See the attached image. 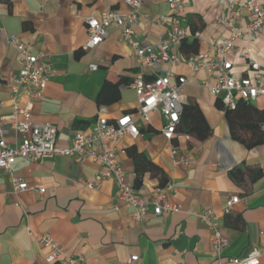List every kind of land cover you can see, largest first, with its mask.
Here are the masks:
<instances>
[{
	"label": "crops",
	"instance_id": "0c3cea01",
	"mask_svg": "<svg viewBox=\"0 0 264 264\" xmlns=\"http://www.w3.org/2000/svg\"><path fill=\"white\" fill-rule=\"evenodd\" d=\"M108 9L124 13L127 6L124 0H0L1 114L11 112L10 85L20 69L19 53L9 43V36L15 35L42 52L53 71L41 99L33 104L31 122L55 126L57 146L68 147L73 135L88 133L98 116L111 120L129 114L137 122L138 135H125L115 144L105 141L104 148L116 149L126 180L145 200L153 196L160 180L146 172L135 187L129 150L156 165L171 187L166 200L179 205L181 211L155 216L149 208L144 222L137 223L132 219L134 210L115 199L112 180H105L98 190L84 185L100 169L91 159L56 156L42 164L17 160L12 173L28 187L44 192L14 194L10 176L0 169V264H48L49 250L29 237L27 229L48 234L66 255H83L85 264H127L132 256L138 257L134 264H215L210 231L197 215L210 208L221 209L233 195L240 202L220 219L221 234L229 240L223 257L244 256L253 247L264 249V143L247 149L232 138L224 112L217 107L218 98L203 86V81H215L206 69L192 73L186 65L167 63L140 67L131 49L120 41L116 25L107 29L101 44L85 50V19ZM140 13L141 19L132 27L140 43L156 45L169 38L170 26L153 22L173 14L166 0H146ZM175 13L188 30V42L191 31L195 32L198 49L194 55L207 53L215 42L228 37L216 23L218 16L227 14L218 0H183ZM242 15L250 17L245 12ZM244 46L240 37L228 54L236 79L256 75L248 68ZM251 58L264 67V27L251 45ZM91 65L96 69L91 70ZM168 72L172 81L186 77V103L197 104L211 129L206 140L186 139L178 133L168 142L160 133L163 120L157 112L149 113L150 123L138 119L136 96L129 87L132 79L137 75L152 79ZM105 81L117 85L119 97L108 89L105 102L98 104ZM250 103L264 110V95ZM7 140L12 141V136ZM170 146L189 157V164H174ZM236 171H240L237 178L232 174ZM258 264H264V254Z\"/></svg>",
	"mask_w": 264,
	"mask_h": 264
},
{
	"label": "built area",
	"instance_id": "2783aa9c",
	"mask_svg": "<svg viewBox=\"0 0 264 264\" xmlns=\"http://www.w3.org/2000/svg\"><path fill=\"white\" fill-rule=\"evenodd\" d=\"M145 1L124 0L127 6L124 13L108 9L97 16L87 17L85 27L88 39L83 48L92 49L101 44L107 38V29L116 25L120 29V41L131 49L140 67L167 63L186 65L192 73L206 69L214 76L215 81L213 84L203 81V86L218 98L223 107L233 108L239 98L253 101L264 95V67L251 58V45L255 43L260 29L264 27V0H218L225 7L227 14L218 16L216 23L228 32V37L215 42L207 53L189 57L179 53L181 39L189 36L188 30L181 25L180 18L175 13L183 5V0H166L173 14L169 19L159 17L153 21L157 26H170L169 38L160 40L156 45L140 43L132 29L142 17L140 9ZM243 12L250 17H244ZM240 37L244 38L243 52L248 68L256 74L252 79L246 76L236 79L231 74L232 65L228 61V54L234 41ZM9 43L19 53L20 69L10 85L9 115L1 114L0 102V169L10 176L14 194L27 190L37 191L40 195L44 192L43 189L28 187L22 178L12 173V165L17 160L42 164L56 156H69L77 160L89 158L98 163L100 169L96 177L85 181L84 185L89 189L98 190L105 180H112L116 187L115 199L134 210L132 219L135 222L143 223L149 208L155 216L181 211L179 205L166 200V195L171 189L168 185L153 189V196L149 200L138 196L133 185L126 180V173L116 159V149L104 148L105 141L115 144L125 135L132 138L138 135L137 122L129 114L111 120L98 116L88 133L73 135L68 147L57 146L55 126L31 122L33 104L41 99L47 79L53 71L46 64L45 55L35 51L32 44L22 42L15 35L9 36ZM90 69L95 70L96 66L91 65ZM186 83V77L182 76L172 81V75L168 72L152 79L137 75L129 85L136 96L138 119L150 123L149 113L157 112L163 120L160 133L168 142L179 133L177 127L182 106L186 103L183 93ZM21 101H24L23 105L20 104ZM10 135L12 141L7 140ZM185 138L189 139V136L185 135ZM169 151L174 164H189V157L180 155L175 147L170 146ZM240 200L238 195H233L221 209L210 208L197 215L198 221L210 231L215 264H258L264 254V249L253 247L244 256L223 257L229 240L221 234L220 219L223 215H228ZM27 233L49 250L45 258L48 264H85L83 255H66L62 247L48 234H37L29 229ZM262 233L264 235V231ZM137 259V256H132L127 264H134Z\"/></svg>",
	"mask_w": 264,
	"mask_h": 264
},
{
	"label": "trees",
	"instance_id": "16d2710c",
	"mask_svg": "<svg viewBox=\"0 0 264 264\" xmlns=\"http://www.w3.org/2000/svg\"><path fill=\"white\" fill-rule=\"evenodd\" d=\"M191 36L190 42H188L186 37L181 39L179 52L184 57H189L197 53L198 39L195 37L194 31H191ZM108 89L115 91L116 99L119 97L117 85L105 81L98 97V104L105 102L104 96ZM217 107L223 110L233 139L241 141L247 149L264 143V110L258 109L250 101H245L240 98L236 100L233 108L223 107L220 101L217 103ZM177 129L179 133L185 134L200 142L206 140L211 134L210 127L205 121L199 107L194 102H187L182 106ZM129 155L133 158L135 165V187L141 183V178L146 172L152 177H159V187H164L167 184L160 175L158 167L151 161L143 158L133 149L129 150ZM239 172L236 171L232 174L237 178Z\"/></svg>",
	"mask_w": 264,
	"mask_h": 264
}]
</instances>
